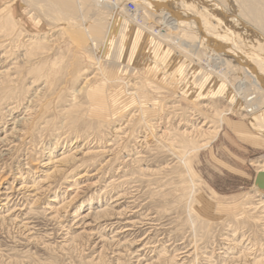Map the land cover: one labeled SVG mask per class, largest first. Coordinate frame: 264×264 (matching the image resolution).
<instances>
[{
    "label": "rangeland",
    "instance_id": "rangeland-1",
    "mask_svg": "<svg viewBox=\"0 0 264 264\" xmlns=\"http://www.w3.org/2000/svg\"><path fill=\"white\" fill-rule=\"evenodd\" d=\"M41 19L43 27L18 22L0 32V264H264L257 175L249 167L248 180L221 175L212 163L224 162L215 154L222 133L249 119L219 101L201 113L151 85L154 102L179 105L152 120L154 135L175 151L137 125L134 110L99 121L89 114V93L103 87L109 98L124 85L98 79L91 56ZM32 37L44 49L29 46ZM217 115L221 131L202 139ZM198 125L206 126L201 134ZM183 132L193 142H182ZM263 154L250 162L256 171Z\"/></svg>",
    "mask_w": 264,
    "mask_h": 264
},
{
    "label": "bare ground",
    "instance_id": "bare-ground-1",
    "mask_svg": "<svg viewBox=\"0 0 264 264\" xmlns=\"http://www.w3.org/2000/svg\"><path fill=\"white\" fill-rule=\"evenodd\" d=\"M4 1L0 32L13 31L18 22L28 29L34 25L43 27V18L59 31L67 32L76 49L91 56L98 79L124 85L119 92L112 90L115 93L110 94V91L109 98L103 87L89 93V114L99 121L108 122L121 114L123 108L130 113L134 110L137 125H144L157 144L171 146L173 151L175 145L166 144L161 134L154 135L152 120L169 117L179 105L170 108L165 103L167 100L162 104L154 102L146 89L155 85L164 97H172L179 103L198 104L200 109H195L201 113L207 108L205 103H225L228 112H241L243 118L249 119L252 129L264 136V0ZM248 35L250 38L245 40ZM39 42L32 37L29 46H37L36 51H40L46 43ZM135 76L142 80L141 87L130 84ZM217 118L218 115L208 130H203L202 139L215 138L221 131L215 128ZM202 127L198 125L199 129L196 127L193 132L199 130L201 134ZM190 134L183 132L182 142H193L189 141ZM150 135L145 134L144 138ZM209 143L195 150L206 149ZM177 157L183 162L186 153H178ZM188 161L183 163L186 167ZM257 167V175L264 173V164ZM193 176L199 177L197 173ZM195 187L193 182L191 190ZM255 189L264 193L256 183Z\"/></svg>",
    "mask_w": 264,
    "mask_h": 264
},
{
    "label": "crops",
    "instance_id": "crops-1",
    "mask_svg": "<svg viewBox=\"0 0 264 264\" xmlns=\"http://www.w3.org/2000/svg\"><path fill=\"white\" fill-rule=\"evenodd\" d=\"M219 148L215 149V154L221 161H212V163L218 168L216 173L228 174L235 177H240L245 180L249 179L246 168L252 172L256 171L250 162L256 159L264 151V136L254 131L249 123L231 125L226 132H223L219 140ZM220 149L227 151V157L219 156ZM219 152V153H218ZM219 162V163H217ZM251 172V173H252Z\"/></svg>",
    "mask_w": 264,
    "mask_h": 264
},
{
    "label": "water",
    "instance_id": "water-1",
    "mask_svg": "<svg viewBox=\"0 0 264 264\" xmlns=\"http://www.w3.org/2000/svg\"><path fill=\"white\" fill-rule=\"evenodd\" d=\"M255 183L264 191V173H260L257 175Z\"/></svg>",
    "mask_w": 264,
    "mask_h": 264
}]
</instances>
